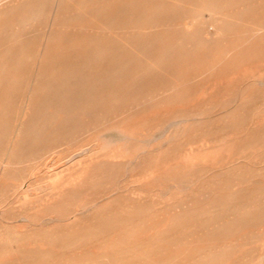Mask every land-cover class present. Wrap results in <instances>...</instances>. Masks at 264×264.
<instances>
[{
  "label": "rangeland",
  "instance_id": "1",
  "mask_svg": "<svg viewBox=\"0 0 264 264\" xmlns=\"http://www.w3.org/2000/svg\"><path fill=\"white\" fill-rule=\"evenodd\" d=\"M52 1L44 0L46 5L44 15L39 21L32 22L34 31L26 36L24 48L19 54L9 59L2 55L4 50L0 53V134L2 118L7 116L8 111L13 113L10 119L12 123H16L18 119L20 121L23 106L34 89L33 80H21V77L27 72L35 73L38 68L36 58L41 55L38 47L46 43L52 28L51 21H45ZM115 1L117 0H92L91 4L103 3L111 6ZM143 1L146 5H151L153 11L144 17L141 26L130 33H108L100 28L103 22L91 23L88 20L81 21L80 25H84V28H77L75 31L68 26L59 27L57 43L51 49H57L60 60L46 70L47 76L51 79L60 80L64 75L57 74L61 61L70 59L77 51L81 55L82 52L88 54L86 48L88 36L103 43L116 41L117 38L127 39L129 43L138 40L146 42L143 44L146 47L137 49L138 46L136 48L131 44L130 47L133 49L126 47L121 49L119 54L111 51L107 56L98 57L89 64L82 74L85 77L90 73L95 75L100 71L98 69L113 65L120 55L129 58L124 71L116 74L113 79L106 80L105 84L101 83L103 80L95 81L97 83H94V80H90L91 83L87 80L83 82L77 80L78 86L82 84L79 86L81 89L77 88V93L74 92L76 84L63 78L59 87V90L62 89L64 92L71 87L74 88L71 90L72 93L82 94L80 99L75 98V103L84 100L82 98L87 94L88 98H101L103 103L105 102L102 112H107L108 117L113 116L120 122L122 129L130 132L128 138H123L116 127L95 132L91 135L90 141H94L96 153L106 156L115 153L118 157L115 159L122 161L136 158L127 164L128 166L126 163H102L104 168L110 169L108 185L96 180L95 176L86 184H76L73 187L71 185L57 200L50 198L52 192L57 190V183L65 180L64 177L68 175L77 181L76 177H73L74 174L69 173L73 171L72 164L66 160L70 151L77 147L69 143L45 149V143L42 144L38 155L25 160L17 171L1 177L0 169V228L3 225L12 230L17 228L25 231V235L30 236L32 240L56 235L63 241L75 231L84 234L85 241L77 248L65 247L58 253L51 251L46 253L47 257L55 258L59 262H65L67 257L83 259L89 254L98 257L102 254L104 244L112 246L118 243L121 246L125 245L127 250L118 252L116 256L118 258L127 256V260L133 255H139L138 260L176 255L175 261L179 264L264 262V258L261 257L264 255V0H232L226 5L217 4L218 8L214 9L213 15L225 16L230 21L229 29L221 33H216L211 25L207 27L208 31L204 28L198 31L197 27L198 22L210 18V9H205V6L208 7L214 0H166L164 7L158 9L161 10L158 15H154L153 12L156 10L155 4L161 0ZM2 2L12 9L11 12L0 15V42L5 48L6 45L16 48L23 44L19 39L20 30L9 23L19 13L20 7H15L18 0ZM77 11L72 10L73 16ZM178 19L180 23L176 21ZM178 24L179 26H176ZM88 27L90 29H86ZM192 27L193 31L190 30ZM184 31L188 33H183ZM203 33H206L210 40L202 41L199 36ZM115 34L117 37H113ZM149 39L152 40L150 44ZM180 39L183 42H179ZM171 42L177 46L168 55L169 58L157 68L150 66L149 61H156L163 46ZM71 44L78 46L71 49ZM5 67L8 68V74L4 73ZM162 70L163 72H160ZM155 85L156 90L153 87ZM49 89L45 87L41 94L48 92ZM137 89L142 92L137 93L136 97L134 93ZM99 92L102 94L101 97H97ZM149 97H153L154 100H150ZM154 107L156 110H152ZM59 109L64 111L61 107ZM140 112L144 116H140ZM172 122L176 130L173 129ZM169 124L171 125L167 127ZM106 139L110 144L107 142L108 146L104 147ZM117 141L120 143L117 144ZM2 150H6L3 144L0 145V155ZM189 150L190 154H187ZM213 154L217 155L216 158ZM55 159L64 168L65 176L53 174V163L57 162ZM154 161L158 166L159 176L155 182V206H152L149 202L151 197L148 189L151 179L150 166ZM140 186L146 191L143 192L144 204L139 216L150 220L153 224L151 226L134 227L112 223L105 227L98 225L85 227L71 226L65 221L50 222V215L55 214L50 213L52 211L63 217L73 216L67 209L69 205H78L80 208L95 201L99 205L111 206L112 217L121 218L128 215L120 213V210L126 207L114 204L111 199L120 193L127 203H130L133 201L132 190ZM19 199L21 200L18 201ZM245 204L254 208L252 215L247 212L229 213L234 208L242 210ZM22 216H27L28 220H24ZM22 222L26 223L22 225ZM166 222L167 224L163 225ZM98 232H105V235L94 236ZM135 250L139 253L136 254ZM33 254L37 255V252ZM227 258L230 260L225 261ZM134 262L136 261L131 260L123 264Z\"/></svg>",
  "mask_w": 264,
  "mask_h": 264
},
{
  "label": "bare ground",
  "instance_id": "2",
  "mask_svg": "<svg viewBox=\"0 0 264 264\" xmlns=\"http://www.w3.org/2000/svg\"><path fill=\"white\" fill-rule=\"evenodd\" d=\"M229 2H232V0H214L211 5H208V7L206 5L205 9H207V10L210 9V16H209L210 18L208 20L206 19V20H202V21L198 22V25H199V26H197L198 31L199 30L201 31L202 28L207 30V27L209 25H211L212 28L213 29L215 28V30L217 31L216 33L226 32V30L229 29V27H230V21L225 16L213 15V13H214L213 11H214V9L218 8L217 4L221 3V5H222V3H223L224 5H226ZM91 3H92V0L91 1L90 0H86V1L85 0H80V1H77V0H53L51 2L50 12H49L48 16L45 17V21H47V20L51 21L52 28H51L50 36H49L48 40L46 41V43L44 45H40L38 47V50L41 53L40 57L36 58L38 68H37L35 73L27 72V73L23 74L21 77V80H33V82H34V89H32L30 97L28 98V100L26 101V103L23 106L24 111L21 113L22 118L20 119V121H18L19 120L18 119V120H16V123H12L10 119H12L11 116L13 115V113L11 111H8L9 113L7 114V116H4L2 118V134H0V145L3 144L4 147L6 148V150H2V154L0 155L1 177H4L5 175H7L8 173H11L13 171H17L19 165L22 164L25 160H29L32 157L37 156L38 153L41 151V145L42 144L44 145V143H45V145H44L45 149H50L51 147H55L58 145L60 146L63 144H66V145L69 143H72V145L75 144V146L77 148H75V150L70 149L71 151L68 155V159H66V160L68 163L72 164V166H73L72 170L73 171L71 170L72 172H69V173L74 174L73 177L75 176L77 181L73 180L71 178L72 176L70 177V175H68L66 177L65 176L66 173L64 174V168H62L61 164H59V161H57V159H55L57 162H54L55 160H52L54 162V163L52 162L54 165L52 167L54 170L53 174L59 175V176H62V175L65 176L64 177L65 180L60 181V182L58 181L59 183H57V185H56L57 190H54V192H52V194L50 193L51 194L50 198L57 199V200L59 199V197H61L62 195H64L67 192L66 190L71 185L73 187L76 184H80V185L86 184L91 180V178H93L95 176H96V180H100V181H102V183H105L108 185L109 175H110V173H108V171L110 169L107 170L106 168H104L105 166H103L102 163H104V162L117 163V164H125L126 163V166H128L127 164L133 162L134 159L136 158L135 157L134 159H128L127 161H122V159H115V158H118L117 155H115V153L110 154L109 156L108 155L107 156L106 155H100V154L96 153V150H95L96 146L93 143L94 141L93 142L90 141L91 135L94 134L95 132H101L102 130L108 129L109 127H116L117 129H119L117 131H119L120 135L123 138L124 137L125 138L130 137V134H129L130 132H127L125 129H122V125L120 124V122L117 121V119L113 118V116L108 117L109 114L107 112H102L103 108L105 107V102L103 103V100L101 98H99V99L88 98L89 96L87 94L82 98L84 100H79V103H75L76 99L77 98L80 99L82 94L78 95V94H74V92L77 91V93H78L77 88L81 89L79 86H81L82 84H80L78 86L77 80H82V82H83V80H87L90 83L92 80H94V83H97L95 81L99 80L101 82V80H103V82H101V83L105 84L106 80H111L116 76V74L122 73L124 71L126 65L128 64V59H129L128 57H124L123 55H120V58H117L112 63L113 65L110 64L108 67H103L102 69L97 68L100 71H98V73H96L95 75L90 73V74H87L86 77L83 76L82 74L84 73V70L87 69L89 64L91 62L95 61L96 58L102 57L104 55L107 56V54L110 53L111 51L114 54H119V51L121 49H126V47L132 48V47H130L131 44H134V46L136 48L138 46L137 49H140V47L142 48L145 46V45L143 46V44H146V42H144L143 40H138V41L129 43V41L127 39L117 38L116 41H118V42H116L114 40H110L108 42L103 43L100 40H96L95 38L92 39L91 37L88 36L87 37L88 39H86V48L88 50V54L85 55V53L82 52L83 55H81L77 51V53L72 55V57L70 59H64L63 61H61L62 63L59 66V70H58L57 74H61V75L64 74V75H63V77H61L60 80H58L57 78L55 80L51 79V77L47 76V73H46V70L48 69V67L55 65L57 62L59 63V60H60V57H59L60 54H58L57 49L54 48V50H52L54 44L57 43V33L59 31V27L64 25V26H68L70 29L75 31L77 28H84L83 27L84 25H80L81 21L88 20L91 23H94V21H96L98 23L103 22V23H101L100 28H102L103 31L108 32V33H113V32L114 33L119 32L120 34L121 33H130V31H134L139 26H141L142 20H144V17L147 16L151 11H153L151 9V5H146L143 0H117L111 6H107V4H103V3H97L99 5H94V3L93 4H91ZM166 3H167L166 0H161V2H159L158 4H155L156 10H154V12H153L154 15H158V13L161 11L158 9H160V8L162 9V7H164V5ZM206 3H207V1H206ZM15 7H17V8L20 7V10H18L19 13L15 15L16 18L12 22H10V23L8 22V23H9V25H12V27H15L16 29L20 30L19 39L22 40L21 42L23 44H20V46H17L16 48H13V47L6 45L7 48H5L3 43L0 42V53L2 50H4V51H2V52H4L2 55L8 57L9 59L16 56L17 54H19L20 50L22 48H24L26 36H29V34L34 31V29L32 28L34 23H32V22H36V21H39L40 19H42L44 12H45L46 5H45L44 0H18V3L16 4ZM11 9L12 8L10 6L8 7V4L6 5L2 2V0H0V15L5 14V13L7 14L8 12H11ZM53 10H54V12H53ZM72 10L73 11L78 10L77 12H75L74 16L72 14ZM52 12H53V15H52ZM171 16H173V15H171ZM185 17H186V15H185ZM187 17H188V15H187ZM195 17H198V16H195ZM176 21H178L180 23L179 19ZM195 22H197V21H195ZM3 23H5V22H3ZM176 26H179V24ZM85 27H87V26H85ZM86 29H90V27H88ZM190 30L193 31V27ZM185 32L186 31H184L183 33H185ZM186 33H188V32H186ZM113 37H117V35L115 34ZM182 38H185V37H182ZM199 38L202 41L210 40V37L206 33L205 34L203 33V35L199 36ZM150 39L148 40V44L152 43V40H150ZM179 42H183V40L180 39ZM195 42H196V40H195ZM174 44L175 43L172 44V42H171L169 45L163 46L162 50H160V54H159V57L157 58V60L156 61L150 60L149 65L151 64L150 66H152L154 68H157V66H160L161 65L160 63L167 60L169 58L168 55H170L172 53L173 49L176 48L175 46H177V44L176 45H174ZM76 46H78V45L77 44H71L70 47H71V49H73ZM80 46L82 47L84 45H80ZM50 50H52V52H50ZM135 53H137L136 50H135ZM215 54H216V52H215ZM130 55H132V54H130ZM254 66H256V65H254ZM249 69H252V68L249 67ZM160 72H163V70ZM4 73L8 74V68L7 67L4 68ZM232 75H234V74H232ZM63 78H64V80H72V82L74 84H76V86H77V87H75V90H74V88H71V87L67 88V91H65V92L62 89L59 90L60 89L59 87L62 84L61 80H63ZM136 78H137V76H136ZM174 82L176 83V80H174ZM262 82H263V80H262ZM158 83H159V81H158ZM177 84H179V83H177ZM155 86H153V87L156 90L157 86H156V88H155ZM45 87L50 88V89L48 92L42 93L44 95L43 96L41 94V91H43L45 89ZM153 87H152V89H153ZM211 88H213V85ZM71 90H74V92L72 93ZM140 91L142 92V90L137 89V91L134 93V95L137 97L138 94L140 93ZM149 91L152 92V90H149ZM60 92H62V93H60ZM40 94H41V96H38ZM99 95L97 97H101L102 94L99 92ZM139 99H141V97H139ZM146 99H148V98H146ZM149 99L154 100L153 97H149ZM172 101H174V100L172 99ZM193 101L194 100L192 99V102ZM71 102H73V104H71ZM139 104H141V102H139ZM181 105H182V103H181ZM60 107H61V109L63 108L64 111L60 110L59 109ZM173 108L174 107H172V109ZM219 108H220V106H219ZM152 110H156L155 107ZM141 113L142 112H140V114H139L140 116L143 115V113L142 114ZM131 115L129 117H131ZM139 115H137V116H139ZM134 116H136V115H134ZM115 117H119V116H115ZM191 120L192 119H190V121ZM196 120H197V118H196ZM185 122H187V121H185ZM170 125L171 124H169L167 127H169ZM172 125H173V122H172ZM176 126H178V125H176ZM158 127H157V132H158ZM174 127H173V129L176 130V127L175 128ZM178 129H179V127H178ZM114 131H116V130H114ZM224 131H225V129H224ZM150 133H152V132H150ZM260 133H263V132H260ZM161 135H162V133H161ZM173 136H174V131H173ZM99 137H97V138H99ZM101 137L103 139H105L104 136H101ZM133 137H135V136L133 135ZM152 137L154 138L155 136H152ZM246 137L247 136H245V138ZM102 138H100V139H102ZM100 139H99V141L102 142V140H100ZM126 140H129V139H126ZM136 140L139 142L142 141V140H138V139H136ZM146 140H145V142L148 141V140L147 141ZM107 142H108V139H106V143H105L104 147L108 146V143L110 141L108 143ZM118 143H120V141H117V144ZM142 143H144V141ZM142 145H144V144H142ZM135 147L137 148V146H135ZM150 147H152V146H150ZM143 148H144V146H143ZM248 148H250V147H248ZM104 149H106V148H104ZM115 149H117V148H115ZM134 150H135V148H134ZM190 150L187 152V154L190 152ZM185 151H187V149ZM219 151L220 150H218V152ZM131 152H132V150H131ZM218 152H217V155H218ZM228 152H230V151H228ZM117 153H119V152H117ZM202 153H203V151H202ZM152 154H154V153H152ZM182 154H184V152ZM215 155L213 154V157H215ZM180 156L182 157V155H180ZM185 156H187V155H185ZM195 156H194V158H195ZM154 157H155V155H154ZM181 157H180V160H181ZM208 157L210 158L211 155ZM176 160H178V159L176 158ZM182 160L184 161L185 159H182ZM206 160L207 159H205L204 161H206ZM188 161H189V159H188ZM212 161L213 160L211 158V162ZM189 162H191V161H189ZM194 162H195V160L192 163H194ZM47 166H50V165H47ZM150 169L151 170L149 171V173H150L151 179L149 182L150 188L148 189V192L150 194V197H151L150 200L151 201L149 200V202L152 204V206H155V204H154L155 203L154 195H155V191H156V183L155 182L159 176V169H158V166H157L155 161H154V163L151 164ZM148 170L149 169H147V171ZM198 170H200V168ZM146 176H147V174H146ZM134 180H135V178H134ZM136 180L138 181L137 177H136ZM142 180H144V179H142ZM132 183H134V181ZM42 186H39V187H42ZM31 187L32 186H30V189L32 190ZM50 188H51V186H50ZM104 190H106V189H104ZM145 191L146 190L142 186L132 190L131 194H132V200L133 201H130V203H127L126 199H124L122 194H120V193L117 194L113 199H111V201L113 200L114 204H118V205L126 207L123 210H120V213H128V215H125L121 218L112 217L113 212H112L111 206L99 205L95 201L89 205L81 206L80 208L78 207V205L77 206L76 205H74V206L69 205L67 207V209H68V211H70V214H73V216L67 215L66 217H63L59 213H57L56 211H52L50 213H55V214H53V215L51 214L49 219H50V222H52V223H56L59 221H65V223H68L71 226L80 225V226H85V227H95L97 225L105 227L106 225L108 226L112 223H114V224H120V223L128 224V225H132L134 227H139V226H144V225L151 226L152 223L150 220L144 219V218H142V216H139V211H141V208L144 204L142 196H143V194H145V193H143ZM206 191H208V190H206ZM22 194H24V192H22ZM28 195H30V194H28ZM48 197H49V195H48ZM26 199H28V197H26ZM20 200L21 199H19L18 201H20ZM24 200L25 199H23V201ZM40 200H41V198H40ZM44 202H45V200H44ZM106 204H108V203H106ZM39 205H41V204H39ZM37 208H38V206H37ZM253 210H254L253 207L250 208L249 204H245L242 207V210L239 208H234V209H232V212L230 210L229 213L233 214L236 212H240V213L247 212V213H251V215H252ZM46 216H48V214ZM22 218L24 220H28L27 216H22ZM24 223H26V222H24ZM24 223L22 222V225H24ZM18 224H19V222L17 223V225ZM164 224L166 225L167 222L163 223V225ZM20 226L21 225H19V227ZM166 227H164V228H166ZM19 229H21V228H19ZM151 229H152V227H151ZM25 234H26L25 231L17 230V228H16V230L15 229L12 230L10 227L4 226V225L2 228H0V264H123V263H128L131 260L136 261V262H134V264H179L177 261H175L177 259V258H175L176 255L174 257L167 255L165 257H160V258L154 257V258H150V259L145 258L142 260H138L139 255H133L132 257L129 258L130 260H127L128 259L127 256H126V258H123L122 256L121 257L119 256L120 258H118L116 256L118 252L121 253L122 250L126 252V250H127V249H125L126 248L125 245L121 246L120 243H118V242H117L118 244H114L112 246L104 244L102 246V249H101L102 254L98 257L94 256V255L92 256L91 254H89V255L83 257V259L82 258L80 259L77 257H67L65 262H62V261L59 262L55 258L47 257L46 253L50 252V251L52 253L53 252L58 253L59 250L65 248V247H69L70 249H75L80 244L84 243V241H85L84 234H80V233L75 231L74 233H72L70 236H68L63 241H61L60 238L56 235L53 237L47 236V238H45L46 236L45 237L42 236L41 238H38V239L36 238V240H32L30 238V236L28 237ZM104 235H105V232H98L97 235H94V236L100 237V236H104ZM33 252H37V255L33 254ZM135 252H137V251L135 250ZM138 253L139 252H137L136 254H138ZM261 257L264 258V255H261ZM229 260L230 259L227 258L225 261H229ZM254 264H264V262L261 261V262L254 263Z\"/></svg>",
  "mask_w": 264,
  "mask_h": 264
}]
</instances>
